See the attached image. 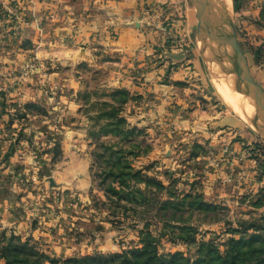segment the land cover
<instances>
[{"label":"rangeland","instance_id":"1","mask_svg":"<svg viewBox=\"0 0 264 264\" xmlns=\"http://www.w3.org/2000/svg\"><path fill=\"white\" fill-rule=\"evenodd\" d=\"M121 1L124 15L93 28L56 0H0V46L23 53L10 68L1 67L0 251L28 241L36 255L63 260L140 246V231L150 230L159 252L223 255L230 241L243 239L244 250L255 251L248 260L264 264V135L216 92L213 65L229 74L220 60L209 65L211 58H204L193 4ZM243 1L230 0L233 32L225 20L224 27L264 89V43L249 38ZM127 29L142 39L118 56L116 42ZM53 34L61 43L90 47L91 54L68 62L47 49L38 53L43 41H56ZM87 35L98 39L89 45ZM222 40L216 41L224 50ZM26 80L36 90L26 99L10 96L16 86L20 95ZM247 100L252 108L255 100ZM117 155L121 162L113 165ZM109 171L122 172L131 185L128 173L137 171L143 178L135 186L148 189L147 203L112 206L115 196L108 198L105 187L113 177L100 183ZM148 177L161 185L147 186ZM181 198L178 209L164 203ZM179 235L185 240H173Z\"/></svg>","mask_w":264,"mask_h":264},{"label":"trees","instance_id":"2","mask_svg":"<svg viewBox=\"0 0 264 264\" xmlns=\"http://www.w3.org/2000/svg\"><path fill=\"white\" fill-rule=\"evenodd\" d=\"M260 53L258 52V55ZM121 93L126 94L124 90H121ZM124 122V119L119 118V121ZM110 124V123H108ZM107 124V125H108ZM113 154V153H112ZM104 153L99 152L96 155V158L103 157ZM110 158V155H108ZM97 158V159H98ZM121 157L119 155L114 158L112 164L120 163ZM130 178H133L134 184L131 185L128 179H125V174L122 172H113L109 171L102 178L101 184L104 183L106 177L112 176L113 182H110L106 185L105 190L107 192L108 198L115 196L112 206H120L122 201L132 202L135 204L146 202V193L148 189L145 188V191H141L139 187L135 186V183H138V180H142V176L136 171L134 173H128ZM138 179V180H136ZM116 181L117 186L114 184ZM159 184L157 181L151 179L150 177L145 178V184ZM137 193V194H136ZM143 194V195H141ZM141 195V196H139ZM138 196L140 198H138ZM182 198L176 201H165L164 203L172 204L177 206L182 203ZM198 206L207 205L206 203L200 201L197 202ZM197 206V207H198ZM174 207V208H175ZM174 217V216H172ZM171 218V217H170ZM140 246H135L120 252L112 253H101L97 252L94 254H84L81 256H73L63 260L57 258H51L44 253H39L35 250L33 245H29L28 241L16 246L6 245L0 251V258L4 259V264H44V259H49L53 264H259L260 261L250 262L247 255H253L254 248L249 250H244L246 243L243 239H237L230 241L229 251L223 255H219L217 251L214 253L212 250H206L203 254L199 251V254L191 259L189 256L184 255L181 251L174 252H159L158 250V241L151 234L150 230L140 231ZM164 234V233H163ZM255 236L252 235V238ZM178 239V241H184L183 236H176L173 240ZM28 251L27 255H22L23 251ZM22 255V257L20 256ZM30 256V257H29ZM40 258V259H38ZM42 259V260H41Z\"/></svg>","mask_w":264,"mask_h":264},{"label":"crops","instance_id":"3","mask_svg":"<svg viewBox=\"0 0 264 264\" xmlns=\"http://www.w3.org/2000/svg\"><path fill=\"white\" fill-rule=\"evenodd\" d=\"M56 3L58 5L68 4L73 9L75 13L74 16L76 17L82 16L85 17L84 19H90L92 21L93 28L97 26L100 28L102 24H104L107 21V19L111 16L114 17L125 14L124 1L121 0H56ZM2 5L4 6L6 4L4 3ZM130 5L134 6V2L132 1ZM82 9L83 12L80 11ZM241 11H242L241 13H243L245 27L247 29V34L249 38L257 39L259 40V42L264 43V17L262 18L264 12V0H244ZM91 36L92 35L86 36V40L88 38L87 41H89V45H90V40L94 41L98 39L96 37H91ZM46 37L48 38V35ZM55 38H56L55 42L51 41V43H48L43 41L42 46H39L37 48V52L38 53L43 51H44L43 53L50 52L52 56L56 54L57 57H63V59H66L67 61L75 60L76 57H78V54H81L82 56L83 55L86 56L89 53L91 54L90 47L89 49L85 47H75L74 44H72L73 39L66 40L67 43L64 42L61 43V41H58L57 37H55V34H53L52 40H54ZM141 39L142 37L140 35L138 36L137 33L135 34L130 29L123 31L120 38L116 42L117 45L116 50L119 53L118 56L120 55L124 56V53H132V51L135 50L139 45ZM46 49L49 50V52H47ZM22 54L23 53H20L18 49L16 50V48L13 45L0 46V85L3 81L2 77L4 76L3 74L4 69L2 70L1 67L6 66V63H8L7 67L10 68L11 66H13L14 63L18 61L19 57H21ZM9 62L12 64H9ZM260 71H261L260 83L264 87V74H262V70ZM147 77L150 78V76ZM36 86H37L36 82H29V80H26L24 82V85L20 86V88L21 87L23 88L20 95L18 94L19 86H16L12 90L9 89L7 92H12L10 93V96L16 98L17 100L26 99V97L29 94L28 90L29 89L36 90L34 89L37 88ZM0 98H1L0 100V108H1L2 95H0ZM78 169L79 167L75 169V172H77V174L78 171L76 170ZM77 174L75 175L77 176ZM78 178L80 182L84 180L81 177Z\"/></svg>","mask_w":264,"mask_h":264},{"label":"water","instance_id":"4","mask_svg":"<svg viewBox=\"0 0 264 264\" xmlns=\"http://www.w3.org/2000/svg\"><path fill=\"white\" fill-rule=\"evenodd\" d=\"M193 4L197 19L198 26L197 32L202 45H205L210 54L211 61L216 62L223 60L231 65V67L240 75V81L232 85L237 91L249 92L254 96L255 104L261 114V120L264 124V89L253 79L250 74L247 61L242 51L238 47L234 34H230L228 30L222 25L217 23L214 18L218 14H222L223 18L226 17L222 11L211 12L206 7L205 0H190ZM231 31L233 32V25L230 19L228 20ZM217 33L219 36L227 40L233 49L236 59L229 57L217 44L212 34Z\"/></svg>","mask_w":264,"mask_h":264},{"label":"bare ground","instance_id":"5","mask_svg":"<svg viewBox=\"0 0 264 264\" xmlns=\"http://www.w3.org/2000/svg\"><path fill=\"white\" fill-rule=\"evenodd\" d=\"M205 2H206V5H207L206 7H208L211 12H214L216 10L217 11L224 12V15L226 17L223 18L222 14H218L214 18V20L217 23H219L220 25H222L224 27L225 21L228 22V20L230 19V15L228 13L230 11V9H231V2H230V0H205ZM228 24H229V22H228ZM229 28H230V25H229ZM212 36H213V38L215 40H217L218 38H220L219 34H217V33H213ZM225 41L226 42H223V40L221 41V44L223 45L222 48H224V50L228 48L227 47V43L228 42H227V40H225ZM228 45H229V43H228ZM202 49L204 51V53L202 51V54H203L204 58L207 60V62H208V59H210V57L208 55L207 49L205 47H202ZM221 50H223V49H221ZM226 51H228V50H226ZM232 51H233V49H232ZM233 53H234V51H233ZM220 61L224 63L222 65V67H223L222 70L223 71H227L228 74H229V77L221 76V74H219V70L216 68L215 65H213V67H215V70L217 71L218 76H219V78H218L219 82L216 79H214V87L216 89V92L218 93L219 97L224 101V103L227 106H229L234 111V113L241 120H243V122L246 125H248L249 127L253 128L255 131L259 132L261 134V136H263L264 135V124H263V122L261 120V114H260L258 108H256L257 105L255 106V104H254V98H252L251 96H247L245 94L239 93L240 91H237V90H236L237 92L232 91V90H234V88L232 87V85L234 83L240 81L238 79L239 77L236 75L238 73L231 67V65L229 63H227V62H225L223 60H220ZM211 63H213V61L212 62L209 61V65ZM218 63L219 62H217V64ZM225 75H226V73H225ZM220 82H221V84L224 87H226V88H233V89H231V91H228L227 89H225L220 84ZM241 92H243V91H241ZM247 98H249L251 100V102L254 104L255 107L252 105V108L254 109V113L256 114V117L257 118H255V116L253 115V109L251 108V105L249 104V101L247 100Z\"/></svg>","mask_w":264,"mask_h":264}]
</instances>
